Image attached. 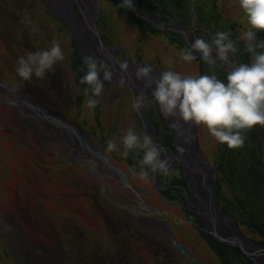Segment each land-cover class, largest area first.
I'll return each mask as SVG.
<instances>
[{"label":"rangeland","instance_id":"374dc122","mask_svg":"<svg viewBox=\"0 0 264 264\" xmlns=\"http://www.w3.org/2000/svg\"><path fill=\"white\" fill-rule=\"evenodd\" d=\"M59 1L67 3L69 0ZM96 1L102 13L98 24L101 36L110 45H115L112 47L123 49L128 61L151 63L160 72L171 66L185 74L214 73L205 66L206 63L199 62L197 55L192 62L182 61L178 52L183 47L176 43L175 36L164 32L176 31L169 28L170 23L160 22L162 17L169 15L165 10L167 6L177 10L175 16L180 18L179 11L182 3L186 4L185 0H164L161 7H158L156 0H145L146 7L140 6V9L137 6L145 17L149 15V20L158 27L154 28L159 32L140 27L131 9L119 7L122 0ZM220 4L227 18L237 16L242 11L238 0H222ZM7 5L4 13L0 3V34L5 36L0 38V83L4 87L0 94L3 92V96L8 97L10 94L6 89H17L12 75L18 77V59L30 50L26 47L30 41L24 45L19 42L21 36L26 33L34 41L32 26L24 22V11L28 9L39 29L37 40L42 47H50L54 39H59L66 52V59L56 65L65 86L59 88L61 94L52 91L47 97L61 108V116L91 148L93 153L90 154L102 160L96 166L87 161L80 164L62 157L61 154L67 150L63 145L56 152L43 140L40 146V140L35 139L29 128L34 123L23 115V110L28 108L27 102L22 108L18 105L21 98H16L19 103L0 99V213L10 217L11 221L15 218L18 220L17 224L12 222V226L35 246L41 264H247L239 252L233 250L234 247L230 249L227 248L230 246L217 243L201 219L191 211V207L196 206V199L188 188L187 172L181 163L176 160L171 163L176 170L174 175L165 177L157 173L156 183L159 186L172 187L167 191H159L152 177L144 181L131 174L133 166L139 170L137 162L143 155L142 151H133L127 158L106 151L107 141L122 136L129 127L144 133L126 84L119 82L120 89L116 90L105 83L103 94L99 97L100 104L94 113H90L85 103L87 96L83 92L87 85L80 83L84 75L81 69L85 68L86 71L81 63L85 55L76 53L70 29L48 15L46 0H7ZM87 6L94 12L95 5L92 2H88ZM190 17L193 21V16ZM153 18L160 24H155ZM197 23L195 20L196 27ZM15 31L18 33L15 34ZM206 36L207 39L211 38ZM34 44L33 50H38L35 41ZM170 58L173 60L171 65L167 63ZM233 58L236 64L234 55ZM122 61L121 52L117 62ZM226 67L229 65L214 67L224 74L218 75L221 79L226 78L222 77L227 75ZM48 82H52L50 75L46 80L34 78L32 82L23 84L22 92L32 99L38 98L39 94L42 99L45 96L39 92L41 85H48ZM135 88L140 87L135 85ZM131 91L135 99L139 92L134 89ZM64 108L68 111H63ZM143 111L151 123L156 141L163 147H171L174 150L169 149L176 154L175 133L166 121L169 117L161 114L157 103L150 104ZM155 128L158 129L157 134ZM194 131L197 147L212 167L215 194L224 213L235 220L234 215L227 208L224 209L223 200L237 209V215L240 201L242 220L238 224L235 220L238 232L250 242L264 246V174L262 170L256 172L253 169L257 165L253 157L256 149L253 136L260 145L263 160L264 128L256 125L247 132L245 145L235 151L238 159L236 171H230L231 181L227 182L220 173L225 165L221 150L223 153L225 150L206 127L194 124ZM236 173L242 174V180H238ZM256 176H261L260 180ZM250 180L255 190L248 198V193H243L239 185L249 188ZM194 193L201 196L197 191ZM244 198H248L249 205L243 206L247 203ZM3 249L0 245V264H30L24 261L23 255L17 259L14 257V261Z\"/></svg>","mask_w":264,"mask_h":264},{"label":"clouds","instance_id":"9594fccd","mask_svg":"<svg viewBox=\"0 0 264 264\" xmlns=\"http://www.w3.org/2000/svg\"><path fill=\"white\" fill-rule=\"evenodd\" d=\"M238 6L243 10L247 23L239 38L245 41V51L251 54L250 62L236 63L234 67L230 65L231 57L238 51L237 42L231 38V30L217 31L210 39L197 37L191 46L179 49L180 59L192 62L196 60L194 53L198 50L203 60L214 67L218 61L220 65H229L226 79L215 73L185 74L171 66L157 77L151 63L138 64L135 79L143 81L145 88L152 89L151 98L143 91L136 95L132 107L138 113L157 103L166 117H179L171 123L178 135L184 136L185 124L201 125L219 144L229 149L242 148L247 141V132L256 125L264 128V39L258 36V32L264 31V0H238ZM119 7L131 9L133 0H122ZM24 16V22L31 25L33 31H39L28 9H25ZM213 51L217 53L215 57ZM65 59L66 52L59 39H54L50 47L27 51L18 59V83L32 82L34 78L46 80L49 74L55 73L56 65ZM167 63L171 65L173 60L170 58ZM83 64L86 71L81 69L84 75L80 83L87 85L83 89L87 96L85 103L89 112L94 113L100 104L105 81H112L114 72L108 62L98 56H84ZM120 69L127 73V60L120 63ZM120 82L126 83L125 78L121 77ZM179 150L185 151L183 146H179ZM106 151L116 152L124 158L133 151H142L143 155L137 162L139 170L137 166L131 168V174L140 180L149 181L156 173L165 177L176 174L171 158L162 155L161 147L154 142L152 134L139 133L134 127H129L122 136L109 139Z\"/></svg>","mask_w":264,"mask_h":264},{"label":"trees","instance_id":"16d2710c","mask_svg":"<svg viewBox=\"0 0 264 264\" xmlns=\"http://www.w3.org/2000/svg\"><path fill=\"white\" fill-rule=\"evenodd\" d=\"M156 1H157L156 4L158 5V7H161L162 3L164 2V0H156ZM166 1L169 2L168 0H166ZM170 1H172V0H170ZM190 1L191 0H185L186 4H183L182 3V5H181V2H180V5H181V7L183 9L182 10L180 8L181 9L179 11L180 12V15H181V16L179 15L180 18L178 16H175V14L177 13V10L171 9V6H167L165 8V10L167 11V14H169V15L162 17L163 19L160 20V22L163 21V23H165V22L171 23V22H177V21H179V22H182V23L183 22L187 23V24H185L186 26H190L191 24H194V21L196 20V22L197 21L199 22L196 25L200 26V28L197 26L198 29L195 30L196 36L197 37L204 36L205 39H207L206 38L207 37L206 35H208L209 37H212V36L215 35V33L217 31H228V30H231V32H232V37L231 38L237 42V47H238V51L234 55L237 63L250 62L251 54L248 53L247 51H245V41L244 40H241L239 38L240 35H241V32L244 31V30H246V27H247L246 20H243V21L240 20V18L242 19V18L245 17V15L243 13V10L239 13V15L233 16L231 18H227L226 14H225V11L223 10V8L221 7V4H220V2L222 0H194V4L193 5L195 7V11H196L195 14L196 15H193L194 13H193V11H192L191 8L189 9V6L190 5H188V2H190ZM137 2H138L137 4H138L139 8H140V6H141V8H142V6L143 7H146L145 5L147 3L145 2V0H137ZM0 3H2V7L4 8L3 12L5 13L6 12L5 8L8 7L7 0H2ZM168 10L171 11V12H168ZM46 11H47L48 15H50L49 11L48 10H46ZM130 13L133 14L131 11H130ZM190 15L193 16V18H192V19H194L193 21L190 20V18H191ZM133 17L136 20V23L140 27H144L145 29L151 30L152 32H159V30H157L153 26L149 25L148 23H146L142 19H139L136 15H134ZM3 19L4 18H1V20H3ZM153 20H154L153 22L155 24H160V22L158 23L155 18H153ZM164 32L166 34H171V35L175 36V41H176L177 44L180 45V47H183L184 48V47H187L188 46L186 44L185 40L178 33L168 32V31H165V30H164ZM16 33H18V32L15 31V34ZM0 36H1L0 37L1 39L5 37L3 34H0ZM258 36H260V38L264 39V31L258 32ZM27 40L28 41H31L30 35H26V33H23V35L21 36L19 42L21 43V45H24L25 43L28 42ZM26 47L29 48V49L31 48L30 46H26ZM194 54L197 55L200 58L199 59V62L201 61V63L202 62L203 63H206L205 66L210 67L215 74H217V75H224V74H222V72L220 70L215 69L212 65H210L209 63H207L206 61H204L203 60V57H202V54L200 52L195 51ZM131 62H133V61H131ZM219 73H221V74H219ZM49 75L52 78L51 79L52 81L54 79L53 82H55V85L58 84L57 83L58 80H59V82L61 81L60 80L61 77H59L60 75H59V68L58 67H56L54 74H49ZM53 75H54V77H53ZM222 77H226V76H222ZM12 79H14L16 81V88H17L18 87L17 79L14 78L13 75H12ZM224 79H226V78H224ZM9 89H11V91H14L12 88H9ZM17 90L14 91V92H17ZM52 91L55 92L53 86H51V87L48 88V90H47L48 95ZM29 98L32 99L31 97H29ZM38 98H40V96H38ZM43 99H45V98L43 97L42 99H37V97H36L33 100L38 104L39 107H41L42 106L41 102H43ZM31 101H27V103L31 105ZM44 103H45V101H44ZM155 129H156V134H157L158 129L157 128H155ZM253 137H254V148H256L255 151L253 152V157H255V160L257 162V163L255 162L257 165H254L255 167L253 169L256 172H258L259 170H262L263 171L262 174H264V162L262 160L261 150L259 149L260 145L256 141L255 136H253ZM154 140H155V142H157L156 141V135H155V133H154ZM252 142H253V140H252ZM157 143H159V142H157ZM159 144H161V143H159ZM221 146L225 150L224 153H223V150H221L222 151L221 152L222 153L221 156L223 157V161H224L225 165L220 170V173L222 174V179H224L227 182V181H231V180H229L230 179L229 178V175L232 174V172L230 173V171L231 170L233 172L236 171V168L235 167L238 164L237 152H235L236 149H229L228 147L226 148L225 145H222V144H221ZM169 148H171V147H169ZM218 149H219V147H218ZM172 150H174V149H172ZM243 164H245V162ZM214 170L216 172L218 171V170H216V168ZM245 171H248V169L245 168ZM237 175H238V180H242V178H243L242 174L238 173ZM256 177H257L258 180H260V177L261 176H256ZM234 181H236V180H234ZM251 182H252L251 180L248 182V187L249 188L242 187V185H239L242 188V192L243 193L244 192H247L248 193V195H249L248 198H251V194H254V190H255V188L253 187V185L251 184ZM215 185H216V182H215ZM216 193H218V197L220 199L219 192H218L217 189H216ZM248 198H246V199L244 198V202L247 201V203L243 204V206H245L246 204H248ZM220 201L222 202V199H220ZM223 201H224V204L226 206L224 209L227 208V210L229 212H231V214L234 215L235 220H236V222L238 224L239 221L242 220V216H241V210L242 209L240 207V203L241 202L238 201L239 213L237 215V209L236 208H233L232 207L233 205L229 204L227 200H223ZM183 203H184V201H183ZM250 207H252V206H250ZM8 215L10 216V214H8ZM10 219H11L10 217L6 216L5 214L0 213V245L4 248L3 250H5V252L7 253V255L10 258L14 259V261H15V258L17 259L18 256L23 255V259H24V261L26 263H30V264L31 263L32 264H36V263L37 264H41L40 258H39V254H38L35 246L32 245V243L27 238V236L26 237L25 236L22 237L23 236V233L22 232L21 233L18 232L12 226L13 225L12 222H15V224H17L16 222L18 220L15 218L14 220L11 221ZM8 226H10V227H8ZM261 247L264 249V246L263 245H261ZM227 248L232 249L231 247H227ZM233 250L238 251L239 254L243 257V259L245 260V262L247 264L248 263L249 264H252L238 248H234ZM78 254L83 255L82 252H79Z\"/></svg>","mask_w":264,"mask_h":264},{"label":"water","instance_id":"95a60500","mask_svg":"<svg viewBox=\"0 0 264 264\" xmlns=\"http://www.w3.org/2000/svg\"><path fill=\"white\" fill-rule=\"evenodd\" d=\"M78 1H80L78 3ZM94 2V8L96 10L95 13H93V17L90 18L88 13H85L84 9L81 8V0H73L72 5H70L69 8V14L70 16H74V6H78V11L82 16L89 17L87 27H84V30L91 31L93 35L95 36L97 43L99 47L102 49V52L107 55L108 59L112 61V63H115V66H120L118 63H116L113 55L110 54V51H117L120 50L124 55V51L119 47H109L107 46L100 38L98 31L95 27V21L96 16L99 13V5L95 0H91ZM193 3V0L191 1ZM91 8L86 9L87 12L90 11ZM131 10L135 13V15L141 19H143L146 23L149 25L156 27L149 18L145 17L139 8L136 5L135 0H133V7ZM192 11L193 13L195 11V7L192 4ZM67 25L68 23L65 22ZM158 28V27H156ZM171 30H175L176 32H179L180 35L184 38L186 44L188 46H191V44L196 39L195 37V30L197 27L193 25L192 28L186 27L184 25H177L176 27L170 28ZM198 51V50H196ZM199 52V51H198ZM217 54L215 51H213V56L215 57ZM125 59V58H124ZM218 67L220 65V62L218 61ZM131 67H136L137 65H131ZM230 65L235 66L234 58L233 56L230 59ZM154 66V65H153ZM222 66V65H221ZM225 66V65H224ZM156 69L155 74L159 77L160 71ZM228 71L229 67H226ZM120 69V68H119ZM121 70V69H120ZM126 85L129 87L130 90L134 89L137 90L139 93L142 92L141 88H135L130 81L126 78ZM151 93L148 89L146 91V94L151 96ZM137 116L139 117L140 121L142 122L143 130L144 132L151 133L153 136V130L151 123L147 120V118L144 115V111H140L139 113L136 111ZM176 118L169 117L166 119L170 129H172L175 133L176 137V148L177 152L176 154L173 153V151L169 148L163 147L160 144H158L161 147L162 155H164L166 158H171V163H173L175 160L181 163L187 172L186 180L188 181V188L191 189V192L194 194L196 199V206L191 207V211L201 219L203 224L205 225L208 233L214 238V240L224 246H230L234 248L240 249L243 254L254 264H264V249L249 240H247L245 237H243L237 230L236 222L235 220L226 215L220 205V202L215 194L214 189V179H213V170L212 167L209 165V162L207 158L201 153V151L197 147V141H196V134L194 131V124H185L184 132L187 135V139L189 142L185 143V140L178 135L177 131L171 127V123ZM154 140V137H153ZM155 142V141H154ZM156 143V142H155ZM179 146H183L185 151L182 153L179 150ZM264 149V148H263ZM264 154V150H263ZM264 162V157H263ZM156 174L152 175V180L154 182V185L156 189L159 191H167L171 189L172 187H160L156 183ZM185 191V190H184ZM198 192L201 196L197 195L194 192ZM186 196V194H185ZM205 199V200H204Z\"/></svg>","mask_w":264,"mask_h":264},{"label":"flooded vegetation","instance_id":"af4514ba","mask_svg":"<svg viewBox=\"0 0 264 264\" xmlns=\"http://www.w3.org/2000/svg\"><path fill=\"white\" fill-rule=\"evenodd\" d=\"M79 2L80 1H78V3ZM89 2H92V1L90 0ZM95 2H97V1L95 0ZM85 3H87V2H85L84 0H81V8L84 9L85 13H88L90 18H92L93 17V13H95L96 10L94 8V12H92V9H90V11L87 12L86 11L87 7L88 8H90V7L87 6V4L85 5ZM92 3L94 4V2H92ZM67 4H68V8H65L64 4H61V6L63 7V10L60 12V11L54 9L53 7H49L50 4L47 3V1H46V6H47V10L49 11V13L54 15L55 18L58 21L63 22L64 25L67 28L70 29V31L72 33V37H73V43H74V46L76 48V53H78L79 55H83L84 54L85 56L86 55H91L90 51L92 49H96V47L99 48L100 51H102V49L99 47V45L97 43V40H96L95 36L93 35V33L91 31H86L85 30L84 32H86V34L85 35L82 34V40L79 39V36L77 34L78 31L75 28V27H78V25L77 26L75 25V27H74V24H72L70 21L68 22L67 19H69V20L72 19L73 22H78V21H81V20L84 19L85 20L84 24L87 27V24L89 22L88 21L89 17L82 16L79 13V11H78V6H76V5L73 7L74 8V16H70L69 8H70V5H72V0H69L67 2ZM18 14H21V13H18ZM101 14L102 13L100 12V8H99V13L96 16V21H95V27H96V29L98 31L99 38L107 46H109V47L115 46V45H110L109 41L106 38L101 36V32H100V30L98 28V24L100 22ZM147 16L149 18V15H147ZM65 22H67L68 25ZM177 25H184V24L182 22H179V21L171 22L170 23L171 27H169V28L176 27ZM193 25L194 24H191L190 26H186V27L192 28ZM197 29H198V27H197ZM176 33H178V32H176ZM38 34H39L38 31H34L33 35H31V36L34 38V41L37 44L38 48L37 47L36 48L37 49H43L42 45L39 43V40H37ZM48 34H49V32H48ZM178 34H180V33H178ZM32 41H30L28 46L31 47L30 48V50L32 49L31 51H34L32 47H35L36 45L34 44V41H33V43H32ZM119 53H121V52H119V50L113 52V57H114L116 62H117V57H118ZM122 57H123V61L127 60L126 55H124L123 53H122ZM109 59L107 60V62L111 66L112 71L114 72V77H113L112 81H105V83H106V85H110V86L113 87V89L116 88V90H117L121 86V85H119V82H120L121 78L120 77L117 78L115 76V70L117 68L113 67L114 64ZM81 63H83V60L81 61ZM117 63L120 64L121 62H117ZM128 63L131 64V65L142 64V63H133L131 61H128ZM53 77H54V75H53ZM15 78L17 79V84H18L17 89H19L18 93L15 94L14 91H11L9 89H6V91L7 92L9 91L8 92L10 94L9 96L14 97L15 99L16 98L17 99L21 98L20 99L21 103L18 104V105H20L22 108H23V106H25L24 103H26L27 101H31L32 100L31 101V105L28 104V103L26 104L28 108H27V110L26 109L23 110V112H24L23 115L25 117H27V119L28 118H29V120L31 119L32 123H34L32 128L29 127V125H27V126L31 129V132L33 133L32 135H34L35 139H39L40 140V142H39L40 146H41V142H42L41 140H43L44 143H47L49 145V147L56 152L57 148L61 149L62 145H63L67 150L65 151L66 153L63 152V154H61L62 157L71 159L72 161L76 160L75 162H79L80 164H84V163L88 162V164H90V165L93 164L94 166H96L97 164H100L102 162L100 157L95 156L94 154H90V153H93L91 151V148L86 144V142L81 137H79L81 135L78 136V134L71 127V125L68 123V121L61 116V112H60L61 108H58L53 103V101L49 97H47L48 96L47 95L48 94L47 90L51 86L54 87V90H55L54 93L55 94H61L60 91H59V88H62V87L65 86L64 81H60L59 82V80H58L57 81L58 84L55 85V82H53L54 81V79H53V81L51 80L52 82H48V85H43V84L41 85V89H40L41 91H39V92H41L40 93L41 95L45 96L44 97L45 99H43V102H41L42 106L39 107L38 104L33 99H30L28 97V95L25 94V92H24L25 95L23 94V92H22L23 91V88H22L23 84H19L18 83V81L20 79L17 76H15ZM101 78H102V74H101ZM129 78H130V76H128V80H129ZM49 83L51 84V86H49ZM0 89H1L0 91L4 90V87H2L1 83H0ZM25 90L26 89H24V91ZM128 90L130 92L129 95L131 96V99H132V102H133L134 101V93H133V91H131L129 89V87H128ZM1 94H3V92ZM38 96H40V95L38 94ZM0 99H3V98H0ZM37 99H40V98H37ZM16 101L18 103L20 102L18 100H16ZM44 101H45V103H44ZM63 111H68V109L67 110L65 109ZM23 119H25V118H23ZM27 119H25V120H27ZM47 149H49V148H47ZM93 159H94V161H93ZM99 168H103V166H99ZM138 205L140 206L139 203H138Z\"/></svg>","mask_w":264,"mask_h":264},{"label":"bare ground","instance_id":"6f19581e","mask_svg":"<svg viewBox=\"0 0 264 264\" xmlns=\"http://www.w3.org/2000/svg\"><path fill=\"white\" fill-rule=\"evenodd\" d=\"M47 1V3H49L54 9H56V10H58V11H62L63 10V7L61 6V4H64V6H65V8H68V4L67 3H62L61 1H59V0H46ZM85 2H89L90 0H84ZM72 2H73V0H72ZM87 3H85V5L87 4ZM190 6H191V9H192V5H191V3H190ZM52 17H54L55 18V16L54 15H52V14H50ZM56 19V18H55ZM67 19V18H66ZM67 21L69 22H71L72 24H74V27H75V25L77 26L78 25V27H75L76 28V30L78 31L77 32V34H78V36H79V39L80 40H82V34H86V32H84L85 30H84V27H85V24H84V19L83 20H81V21H78V22H73L72 21V19H67ZM184 26H186V25H184ZM89 35V34H88ZM91 55H94V56H98V57H100L101 59H104V60H108V57H107V55L106 54H103V52L102 51H100L99 50V48H97L96 47V49H92L91 51ZM110 54L111 55H113V51H110ZM117 63V62H116ZM120 65V64H119ZM155 66V65H154ZM114 68H117L116 70H115V76L117 77V78H121V77H124L125 79L127 78L128 79V76H130L131 77V79L129 78V81L132 83V85H139V87L141 88V91H143V92H146V91H148V89L147 88H145V86H144V83H143V81H140V80H136L135 79V72H136V67H131L130 65H129V69H128V71H127V73H125V72H122L120 69H118V68H120V66H115V63H114V66H113ZM156 67V66H155ZM154 75L155 76H157V74H155L154 73ZM158 77V76H157ZM149 91L150 92H152V89H149ZM1 97H3V100H10V101H14V102H16L17 103V101H16V99L14 98V97H11V96H8L7 97V95H5V97L3 96V94H0V98ZM161 114H163L162 112H161ZM163 116L164 117H166L164 114H163ZM167 118V117H166ZM174 118H176L175 120H178L179 119V117L177 116V117H174ZM184 140L187 138V135H186V133L184 132V136H181ZM102 173V172H101ZM100 173V174H101Z\"/></svg>","mask_w":264,"mask_h":264}]
</instances>
